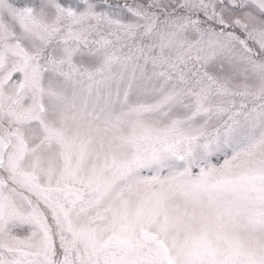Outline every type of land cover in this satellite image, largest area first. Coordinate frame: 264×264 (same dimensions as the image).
Listing matches in <instances>:
<instances>
[{
  "label": "snow or ice",
  "instance_id": "6c2138e0",
  "mask_svg": "<svg viewBox=\"0 0 264 264\" xmlns=\"http://www.w3.org/2000/svg\"><path fill=\"white\" fill-rule=\"evenodd\" d=\"M0 264H264V0H0Z\"/></svg>",
  "mask_w": 264,
  "mask_h": 264
}]
</instances>
